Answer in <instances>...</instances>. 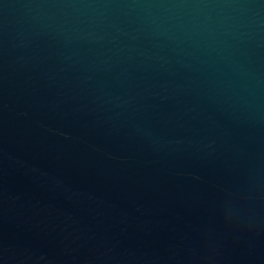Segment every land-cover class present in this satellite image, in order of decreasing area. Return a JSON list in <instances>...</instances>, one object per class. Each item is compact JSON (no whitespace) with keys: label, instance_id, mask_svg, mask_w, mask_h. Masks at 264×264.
I'll list each match as a JSON object with an SVG mask.
<instances>
[{"label":"water","instance_id":"water-1","mask_svg":"<svg viewBox=\"0 0 264 264\" xmlns=\"http://www.w3.org/2000/svg\"><path fill=\"white\" fill-rule=\"evenodd\" d=\"M0 264H264V0H0Z\"/></svg>","mask_w":264,"mask_h":264}]
</instances>
